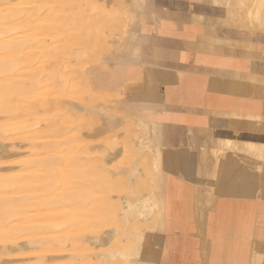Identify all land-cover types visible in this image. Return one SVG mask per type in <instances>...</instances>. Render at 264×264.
Returning <instances> with one entry per match:
<instances>
[{
    "label": "crops",
    "instance_id": "crops-1",
    "mask_svg": "<svg viewBox=\"0 0 264 264\" xmlns=\"http://www.w3.org/2000/svg\"><path fill=\"white\" fill-rule=\"evenodd\" d=\"M227 18L212 0H147L136 54L98 71L100 90L133 82L158 129L159 224L134 264H264V31Z\"/></svg>",
    "mask_w": 264,
    "mask_h": 264
},
{
    "label": "rangeland",
    "instance_id": "rangeland-1",
    "mask_svg": "<svg viewBox=\"0 0 264 264\" xmlns=\"http://www.w3.org/2000/svg\"><path fill=\"white\" fill-rule=\"evenodd\" d=\"M13 1L25 4V7L32 9L31 12L26 11L23 13L22 20L30 17L34 24L22 28L16 36L14 34L15 38L22 37L21 39L30 41L27 45V52L31 54V57H35L36 60H50L52 67L54 63H58V69L56 68L57 64H55V70L58 73L66 71L67 73L64 75H67V77L64 76L66 78V82L63 81L65 84L60 80H53L51 84L52 92L41 86V89L33 94L32 99L30 98L27 101V104L33 107L38 118V123L34 128H31L39 131L41 138L38 142L53 145L56 148L55 151L36 154L30 141L25 138L24 133L20 135L16 130L15 132L9 130L10 132L8 131L5 134L0 133V174L14 175L21 169V161L41 158L44 161V168L41 173L53 177L52 185L58 193L61 189L66 193L81 192V188L89 180L90 183L93 182L91 186L97 187L99 179H102L105 185L112 188L105 195L104 193L103 195L95 194L89 205L97 203L98 207H103L102 209L110 208L107 210L108 214L105 219H94L85 228L78 227L75 224V219H71V214L77 212L84 214L87 206L82 204L70 206L59 203L57 208L45 213V216L43 215L45 221L42 223L51 222L53 224L54 228H50L53 229V235L44 233V230H39V234L35 237L32 234H27L0 241V264H4V262L5 264H131L133 259L137 257V248L131 242V238L133 239V235H135L134 229L137 227L150 228L151 230L147 229L146 231H153L155 222L151 221L150 225L145 223L148 224L147 219L155 210L151 209L146 215L138 217L129 214V220L132 223L129 221L128 232L126 233L122 228L124 222L121 219L120 210L115 213L111 205L116 204L120 208H126L127 203H138L144 195L151 192L147 177L149 175L155 176L153 173L157 170V165L153 162V155L150 151H153V149L149 145L153 144L152 139L158 129L153 124H149L144 117H136L137 115L133 109L138 106L131 96L133 82L126 81L118 85L116 89L100 90L104 77L102 78V74L98 71H108L118 62L131 61V57L123 53V47L131 41L136 43V25L146 11L147 0H78L83 7L85 6L83 9V14L85 13L84 16L86 17V20L85 17L83 19L85 22L82 25L79 24L78 16L72 15L74 18L64 20L66 25L63 28L62 23L60 24L61 28L58 27L59 21L56 24L54 23L55 27L49 20L51 16L57 18V16L62 15L65 8H59L54 13L49 12L51 11L49 10L50 6L59 4L61 0ZM212 2L225 5L229 25L247 27V13L251 8L252 0H212ZM22 4L21 6L24 7ZM52 26L54 28L51 29ZM57 27L59 32H56ZM43 61L41 65L43 67L48 66L47 68L50 69V63L44 61L45 65H43ZM32 64L27 68L28 73L33 71L41 73L40 63L36 61L35 64ZM44 73H48V70ZM92 80L97 85V89L94 87ZM68 81L70 85H68ZM113 82L108 83L110 87L115 86ZM68 90H71V93ZM78 91L80 94H78ZM43 92L46 95V99H44L45 107H42L38 102L43 97L41 96ZM8 116L6 114L0 115V125L11 121L12 118ZM22 116L27 117L23 113ZM108 116L112 120L115 118L113 120L115 123L120 118L121 120L117 125L107 127L106 118ZM113 121H110L111 124ZM114 122L113 124H115ZM49 126H53L60 132H49L46 129ZM59 126L61 127L59 128ZM112 143L115 144L112 146L113 151L110 148ZM76 145L78 148L85 147L86 152H75V154L69 152L65 154L70 147L76 150ZM114 151L116 152L115 156L110 157L109 154ZM56 157L57 159H55ZM87 164L94 166L89 174L84 172ZM149 171L153 173H149ZM67 175L71 177L68 179L70 182L68 181L69 184L66 185L67 182L63 186L62 181H66ZM157 177L155 181L160 180L162 176ZM96 183L97 185H95ZM73 187L79 188V191L73 190ZM113 188L118 190H112ZM131 192L133 195L135 194L136 198L132 196ZM95 201L97 202L95 203ZM99 202L101 205L98 204ZM124 205L126 206L124 207ZM152 216L150 218H153ZM46 218L49 219V222ZM93 225L96 226L91 227ZM63 234L65 237H63ZM39 238H42L43 242L36 243L37 241L34 240ZM60 238H65V241H61ZM46 239L48 241H45ZM145 239L146 236L143 242H145ZM53 241L56 242L53 243ZM143 242L138 241V254L143 250ZM43 243L44 245H42Z\"/></svg>",
    "mask_w": 264,
    "mask_h": 264
},
{
    "label": "bare ground",
    "instance_id": "bare-ground-1",
    "mask_svg": "<svg viewBox=\"0 0 264 264\" xmlns=\"http://www.w3.org/2000/svg\"><path fill=\"white\" fill-rule=\"evenodd\" d=\"M21 4L15 2V1L12 2V0L0 1V115L6 114L12 118V119L10 118L11 119L10 122L0 125V128H1L0 133L5 134L9 130H14L13 132H15V130H16L19 132L20 135L24 133L25 138L30 141L32 149L36 154H39V153L44 154V153H48V152L51 153V152L55 151L56 148L53 145L51 146V145L46 144V143L38 142L39 139L41 138L39 131L31 129V128H34V126L38 123V118L34 112L33 107L30 106L29 104H27V101L32 96H34L33 94L35 92H37L38 90L41 89V86L49 89V91L52 92L51 91V86H52L51 84H52L53 80L57 79V80H60V82H63V81L66 82L65 81L66 78L64 76L67 77V75H64V74L67 72L64 70L65 71L64 73L62 71H61L62 73L61 72L58 73V71L55 70V68H54L55 64H57L56 68L58 69V63H54L53 64L54 66L52 67L50 60H48V61L44 60L45 63L46 62L50 63V69L47 68L48 66L43 67L41 65V62L43 60H36L35 57H31V54H29L27 52V45L29 44L30 41L28 42V40H23V39H21L22 37L21 38H17V37L15 38L16 34L19 33L22 28H25V27L30 26V25H34L33 20H30L31 19L30 17H27V18L22 20L23 15H24L23 13L26 11L31 12L32 9L29 7H25V4H22L24 6V7H22ZM84 7H83L82 3H80L78 0H66V1L61 0V2L59 4L58 3L55 5L53 4L52 6H50V8L48 7L49 10H51L49 12H51V13H54L59 8H65L62 15H60L61 17L57 16V18H56V16H51V17H49V20L51 21L53 26L59 21L60 22L59 25L57 24L58 27L61 28L60 24L62 23V28H63V26L66 25L64 20H66L68 18L71 19V17L74 18V16H72V15H77L79 20L77 18H75V19H77L79 21V24L82 25L86 20V17L84 16L85 13L83 14ZM77 16H75V17H77ZM84 17H85V20H83ZM53 26L51 27V29L54 28ZM55 27H56V25H55ZM58 27H57V31L56 30H54V31L59 32ZM246 28H249L251 32L254 30L264 31V0H252L251 8L247 13V27ZM40 33H42V32H40ZM14 34H15V36H14ZM5 36H7V37H5ZM55 46H56V44H55ZM60 49H62V48H60ZM137 49H138L137 44L134 43V41H131V42H129V44H127L126 46L123 47V53L125 55H129L131 57V55H133L134 53L136 54ZM78 54L80 55V53H78ZM78 54H77V56H79ZM56 58H58V57H56ZM68 59H69V57H68ZM53 60H56V59H53ZM36 61L38 63H40L39 65H41L40 66L41 67V73H37L35 71L28 73L29 71H27V68L29 67V65L30 66L33 65L32 63L35 64ZM44 61H43V65H45ZM49 63H47V64H49ZM63 66H64V64H63ZM47 70H48V73H44ZM69 77H68V79H69ZM68 85H70V82ZM68 88H69V86H68ZM95 88L97 89V85ZM65 89H67V88H65ZM62 90H64V89H62ZM45 91H47V90H45ZM70 91L68 90L69 93H71ZM68 92H67V94H68ZM38 93H40V92H38ZM78 94H80V92ZM41 96H43V97L41 99H39L38 102L42 107H45L46 104L44 103V99H46L45 98L46 95L43 92L41 94ZM68 96H69V94H68ZM70 96H72V95H70ZM68 99H70V98H68ZM33 102H34V100H33ZM84 103H85V101H84ZM133 110H134V113L137 115L136 117L143 118V115L139 111L138 107L137 108L134 107ZM22 113H23V115L26 114L27 117L25 118L24 116H22ZM63 113H64V111H63ZM109 116H108V118H106L107 127L112 126V125H117V123H119L121 120V118L119 119V117L116 116L119 120H117L115 123L113 121L115 118L113 120L110 118V117H114V116H110V117ZM110 121H113L115 124H113V122L111 124ZM60 127L61 126H59V128ZM46 129L49 132H54V133L60 132V130L55 129L53 126H49ZM74 138H76V137H74ZM63 139H65V138H63ZM77 140H78V138L76 139V141ZM101 144H103V143H101ZM113 144L114 143L111 144V147L109 146L111 148V150H112ZM149 146H151L153 149V151L150 150L152 155H153V157H152V155H151V157L153 158V162L157 165V170L162 169L161 160H160V157H161L160 145H158V146L154 145L153 146V144H151ZM70 148L66 150L65 154H67L69 152L70 153L74 152L72 154H75V152H79V153H81V152L85 153L86 152L85 147L78 148V146H77L76 150L73 149L72 147H70ZM105 148H107V147H105ZM148 149H149V147H148ZM115 154H116V152L114 151V152L110 153L109 156L114 157ZM76 155H77V153H76ZM46 157H47V155H46ZM55 159H57V157ZM21 162H22L21 163V169L19 170L18 173L15 172L16 174H14V175L0 174V241H6L8 239L20 237V236L27 235V234H32V236L35 237V235L39 234V230H41V231L44 230L43 232L46 234H50V233L52 234L53 229H50V228H54L53 224L51 222L47 223V224L42 223V222L45 221L44 220L45 213L50 212V211L54 210L55 208H57L59 203L68 204L70 206L71 205L75 206V204H82L84 206H87V209H86L84 214L82 212H77V213L71 214V219H75L74 220L75 224H77L78 227H84L85 228L89 224V222L94 221V219L102 220V219L106 218V216L108 214L107 210L110 208L102 209L103 207L102 208L98 207V205L96 203L98 201L97 199H96L97 201H95V203H96L95 205L92 204L91 206H89L90 203L92 202L95 194H98V195L102 194L103 195V193H104V195H105L108 193V191H111L112 187L109 188L108 185H105L102 182V179H99V181H98L99 183H98L97 187H95L94 185L91 186L93 182L90 183V180H89L88 183L81 188V190H82L81 192L66 193L64 191H61L62 190L61 189L60 192L58 193V192H56L55 187L52 185L53 184V177H51L50 175H43L41 173V170L44 168V161L41 158L36 159V160H26V161H21ZM92 167H94L92 164L85 165L84 172L89 174V172H91ZM80 169H82V168H80ZM156 171H155V173H156ZM149 173H153V172L149 171ZM155 173H153V174L155 175ZM154 177H153V175L152 176L149 175L147 177V181H148L149 188H150L151 192L148 193L147 195H144L139 200L138 203H127L126 208H120L116 204L111 205V208L114 210L115 213L120 210V216L124 222L122 228H123V231H125L126 233L128 232V230H127L128 229V223L131 222L129 220V216L131 214H134L138 217L140 215H146L147 213L150 212L151 209L155 210V212L152 213V214H154V216H152V214H151V216L153 218H150L151 216L149 215L150 219L149 218L147 219L148 224L147 223H145V224L150 225L149 223L151 221L155 222V224H153L154 225L153 231L156 230V228L158 227L157 225L159 224L158 220H159V216H160L161 205L159 207V202L153 194ZM69 178H71V177H69V175H67L66 181L65 180L62 181L63 186H65V184L69 181L68 180ZM69 182L66 185H68ZM95 185H97V183ZM144 187H146V186H144ZM72 189L75 190L76 188L73 187ZM78 189H76V190H78ZM112 190L117 191L118 189L113 188ZM134 195L132 193V196H134ZM59 201H61V202H59ZM137 201H138V199H137ZM98 204H100V202ZM88 206H89V209H88ZM94 206H96V207L94 208ZM125 206L126 205H124V207ZM136 216H134V217L136 218ZM71 219L69 218V220H71ZM46 220H47V218H46ZM63 220H61V221H63ZM109 220H111V219H109ZM97 225H98V223H97ZM59 226H61V225H59ZM94 226H96V225H93L91 227H94ZM151 228H152V225H151ZM147 229H150V228H139V227H137L136 229H134L135 235H133L134 236L133 239L131 238V242L137 248L136 259L140 258V254H138V251H139L138 241L140 242V240H141L143 242V240L145 238V231ZM64 232L67 233L66 230H64ZM130 233H133V232H130ZM63 237H65L64 234H63ZM58 238H59V236H58ZM64 239L60 238V240L63 242L65 241ZM78 239H79V237H78ZM34 241H37L36 243L43 242L42 238L41 239L39 238V239L34 240ZM45 241H48V240L46 239ZM55 242L53 241V243H55ZM145 242H146V239H145ZM42 245H44V243ZM5 250H6V248H5ZM126 251H127V248H126ZM123 252H125V251H123ZM0 254H1V251H0ZM132 258H133V256H132ZM136 259H133L131 264H134ZM253 261L256 264L257 263L259 264L260 263V255L257 254L255 257H253ZM4 264H5V262H4Z\"/></svg>",
    "mask_w": 264,
    "mask_h": 264
}]
</instances>
